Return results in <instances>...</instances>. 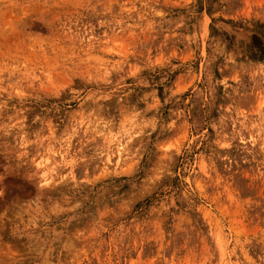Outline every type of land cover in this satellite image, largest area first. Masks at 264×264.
I'll return each instance as SVG.
<instances>
[{
    "label": "rangeland",
    "instance_id": "374dc122",
    "mask_svg": "<svg viewBox=\"0 0 264 264\" xmlns=\"http://www.w3.org/2000/svg\"><path fill=\"white\" fill-rule=\"evenodd\" d=\"M0 264H264V0H0Z\"/></svg>",
    "mask_w": 264,
    "mask_h": 264
}]
</instances>
